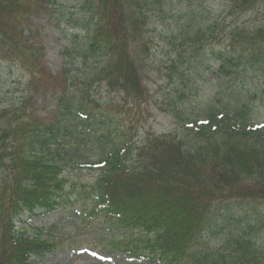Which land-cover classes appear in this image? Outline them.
<instances>
[{"label":"trees","instance_id":"trees-1","mask_svg":"<svg viewBox=\"0 0 264 264\" xmlns=\"http://www.w3.org/2000/svg\"><path fill=\"white\" fill-rule=\"evenodd\" d=\"M154 1L88 0L97 17L89 29L93 40L89 45L91 55L81 43L74 62H81L86 68L91 59L99 57V61L91 64L87 73H69L67 78L74 88L60 93L57 112L50 118L37 113L27 90L6 97L0 89V169L8 175L0 198L7 197L12 202L6 205L0 200V226L5 228L4 233L19 218L20 211L31 212L37 206L52 208L58 203L53 195L62 188L60 173L69 162L79 161L85 154L86 138L79 128L90 125L85 118L98 116L88 102L86 86L101 78L109 86L120 84L131 95L138 92L142 71L149 73V60L153 63L154 57L149 19L158 16L146 14L142 8ZM228 1L230 23L222 28L224 32H219L218 38L214 34L217 21L206 17L204 4L196 10L187 6L181 17L168 16L178 28L169 42L174 53L168 57L171 64L167 78L175 86H185L177 90L179 102L194 87L185 68L179 67L189 64V70L195 59L200 72V65L208 61V56L214 57L223 74L236 72L230 68L247 61L244 69L253 65L254 71L264 78V0ZM15 2L13 6L0 2V50L8 53L19 48L21 54L23 48L28 54L27 58L21 56L20 63L36 74L39 56L25 49L29 44L21 39L19 14L14 11L19 1ZM253 6L252 10H262L263 16L260 23L249 26L245 16ZM215 37L219 41L208 43ZM233 60L236 62L232 66ZM238 80H230L231 87L219 95L246 88V81ZM253 100L254 97L246 100L235 95L214 99L204 109L206 121L194 122L197 129H187L181 137H158L153 144L148 138L138 148L136 163L122 155L116 144L111 150L96 152L98 164L104 165L95 186L90 188L91 199L96 200L92 213L113 212L119 215L117 224L144 226L151 231L141 242L163 264H264V238L260 241L244 230L242 226L248 222L240 220L237 224L241 226L235 228L224 225L233 206L264 202V127L253 126ZM233 119L236 120L232 122ZM221 211L224 214L219 218ZM20 233L12 231L6 239L0 251L1 264H32L29 254L51 244ZM217 234L223 245L214 247L210 238Z\"/></svg>","mask_w":264,"mask_h":264},{"label":"rangeland","instance_id":"rangeland-1","mask_svg":"<svg viewBox=\"0 0 264 264\" xmlns=\"http://www.w3.org/2000/svg\"><path fill=\"white\" fill-rule=\"evenodd\" d=\"M2 1L3 0H0V2ZM175 1L178 3L179 0ZM181 1L192 8H195L196 5L201 2V0ZM224 1L225 0H222V7H224ZM9 4L10 3L8 2L6 5ZM20 4L21 7L18 10L19 12L22 10V4L24 3ZM35 4L36 8L29 21L28 27L30 29L25 31L26 34H23L24 39L28 38L35 43L40 44V46H44L45 54L42 57V63L46 65L49 72L59 73L63 67L65 59L63 49L69 42L68 36L65 34V28L69 23L68 15L73 14L74 17H80L84 11H81L80 5L75 0H32V6ZM219 5H221L219 1L211 0L209 5L210 11H208L209 17L227 13V10L223 11L222 7H219ZM254 8L255 7L253 6L249 9L248 16H245V22L249 26L260 23L259 20L262 19L263 16L262 10H252ZM167 22L170 21L163 20V22L161 21L159 23L158 28H152L154 34L152 45L159 53L157 54L154 52V60L157 61V63H153L152 66L162 72V76L152 75L147 79V95L142 101L132 103L131 99H128V101L121 100L116 92L114 93V91H110V89H107L104 86H99V83L90 91L92 97L96 98L97 101L99 99L102 102L111 100L112 102L117 103L120 101V105L118 106H121V111H124L122 114L126 121L130 122V120L138 118V122L135 124L131 122L129 123L130 126H134V131L143 124H146L148 129L151 128L152 131L158 133L166 131H181L183 129V124L185 125L188 121L203 116L204 108L209 103L211 95H214L215 92L222 87L221 84L218 86L219 79H217V77L214 78L215 74L210 69V67L212 68L214 66L213 64L215 62L211 57L210 64L205 63L206 66L209 65L206 67L207 69L205 68L198 72L196 66H193L188 71H185L188 73L187 75L193 79L194 87H192L191 93L187 94V97L186 95L183 97L185 100L181 99V101L183 100L184 105L175 104L176 100L174 102V99L172 98L175 97L173 93L176 91V86L169 83L166 76H164V74L168 72V55L173 51L167 43L159 41V39L168 38L170 36L168 33L172 28L175 29L174 23L171 26H167ZM69 25H72L71 27H73L75 24L69 23ZM208 43H211V41ZM17 70L18 69H15V71ZM160 77L162 78L159 81ZM18 80H20V77L17 72H13L7 66L0 65V89L6 85L2 93L10 91L8 89L9 87L17 90L20 89L21 91L23 88ZM193 81L191 84H193ZM256 82L257 80L255 79L254 84L249 85L252 93L258 92V85ZM62 88L63 85L62 82H60L56 85L54 91ZM238 91H241V93H236ZM233 93L236 97L245 96V91L243 89L239 90V88H237V91L234 89ZM55 97L56 93L40 95L37 109L42 116H46L47 113H50L54 108ZM229 97L232 96L229 95L228 98ZM244 99H246V97ZM164 101L167 102L166 106H168V102L171 103L170 105H173L172 108L170 105L168 106L170 111L167 114L161 113L162 111H160ZM261 103L262 99L257 95L256 99L253 101V105L255 107V113L258 112V114L255 115L254 113L253 118L256 121L255 124L260 125L264 123V107ZM76 176L86 181L92 179L93 174L81 172L76 174ZM260 210L264 211V204H261ZM58 217L59 211H55L43 217L36 218L35 221H31L39 225H50L57 221ZM71 221V213L69 212L67 216L61 219L60 225L54 231L56 237L65 234L63 238L65 240V245L63 246L64 249L46 254L41 258V264H113L112 262L114 261H112L111 257L116 256L119 259L126 261V258H122L121 255L116 254V256L109 257L107 252H100V254L106 258L105 261L107 262H104L90 254L91 252L88 250L83 252H77V250H74V248L71 247V243L79 246L86 244L84 247L93 249L99 244L100 233L92 236L81 235L80 232L73 231L75 227L71 224Z\"/></svg>","mask_w":264,"mask_h":264}]
</instances>
